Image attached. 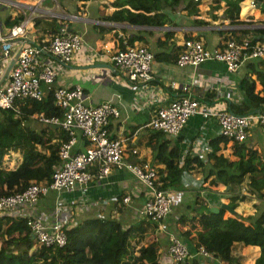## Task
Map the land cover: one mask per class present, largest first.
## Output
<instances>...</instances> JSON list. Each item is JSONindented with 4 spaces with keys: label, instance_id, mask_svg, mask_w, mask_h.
I'll list each match as a JSON object with an SVG mask.
<instances>
[{
    "label": "crops",
    "instance_id": "1",
    "mask_svg": "<svg viewBox=\"0 0 264 264\" xmlns=\"http://www.w3.org/2000/svg\"><path fill=\"white\" fill-rule=\"evenodd\" d=\"M11 1L13 3L1 5L0 23L7 31L12 26L27 20L25 27V39L27 43L37 45L42 41H46L56 34L58 29L63 25L67 26L69 31L75 32L81 36V47L75 52L70 62L61 63L51 54H43L39 59L50 61L56 70V77L51 89L80 85L83 89L85 104L95 106L107 102L119 109L120 116L118 118L109 119L108 129L110 136L117 138L126 137L128 139L126 143L124 142L123 146V160L128 163L138 165L147 164L150 167H155V169L161 167L166 162V153L163 150L161 154H158L160 151L158 149L159 145L161 143L166 145V151L171 147H178L182 154L185 146L183 143L184 139L193 137L199 130L200 125L204 122V119L198 115L191 117L178 135H169L161 132L160 134H162V136L159 137L155 135V132L158 133V131H154L147 127V123L154 115L152 107H145L139 112L133 109V102H135L133 89H131L130 84L125 78L118 75L114 63L111 60L110 55L118 48L119 39H123L125 42L129 40L130 37H135L137 40L134 42L133 46L142 45L152 51L154 55L152 65L153 83L166 89L167 96L164 104L183 95V86H189L190 94L198 97L202 102L207 103L209 101H215L216 104L228 110L232 104H247L246 97L240 89V83L245 77L247 78L248 76L250 77L251 74L253 75L255 68H257V70H264V57L251 58L243 61L239 69L232 74L226 71L224 64L214 61H207L196 67H178L175 63L176 54L179 53L183 40L188 37L201 40L204 47L207 49L216 47L227 38H236L238 36L251 39L252 44L263 42V0H254V8L250 5V2L253 0H249L248 5H244L246 6L244 10H242L244 1L241 2L239 14L241 24L237 26H231L228 20L222 19L223 25H213L212 27L200 26L192 22L193 14L188 15L185 12L188 16L187 19L178 21L172 16L165 28L132 26L125 23L110 21L107 15L115 9L112 6L113 0ZM218 11H214V13ZM220 15H222V9H220ZM220 18H222V16ZM235 28L238 29L235 30ZM215 30L219 34L218 38L208 33V31ZM241 30H248L249 32L241 34ZM229 31L232 32L231 35ZM166 32H170L171 35L165 36ZM16 49L17 44L13 47V50ZM9 62V60H4L2 62L3 67L5 68ZM193 76H196V82L190 85ZM6 79L7 77L4 81H6ZM172 82L173 84H171ZM203 83L206 84L202 86ZM207 84H209L208 87H206ZM49 89V87L41 84L43 95H46ZM260 89L261 86L256 81V91ZM227 96L230 98H227ZM23 102L22 105L27 107L30 106L29 99ZM257 106L258 105H253L250 111ZM19 107L22 111L21 106ZM60 110L61 117L62 109ZM27 120H30V118L25 117V122H22V124L27 125ZM29 122L31 123V121ZM208 125H210L208 129V138L209 141H211V139L218 136V125L215 119L211 120ZM43 126L45 127L44 129H46L49 142L61 140V137L55 138L56 134L49 131V129H58L56 125L47 126L39 124L36 127L42 129ZM254 127L259 130V134H261L263 138L264 133H262L261 128L259 126ZM76 139L77 141L73 152L83 151L85 149V140L79 133H76ZM158 143L159 145L157 146ZM241 143L251 147L254 151L252 166L246 170L247 173L245 172L246 175L242 177L241 183L243 180L245 181L247 191L256 196L254 198L256 201L255 204L259 206L260 212L263 213L258 215L259 210L256 211L255 208L252 212H246L244 215L246 217L243 216L242 219H238V221L226 225V227L230 229V231L226 233V236L234 242L229 253L232 257L237 259L238 263L233 264H254L255 258L259 255V247L243 246L241 242L235 241L239 236L246 234L248 227H253L255 230L264 228V198L250 189L247 178L248 174L254 171L264 173V146L257 143L256 140H253L250 134L246 141ZM232 144L233 143L228 141L225 146V149L228 145V149H230L231 146L230 161L237 159V156L234 155ZM10 155L12 157H19L16 154ZM10 155L5 156L4 161L6 158H12L9 157ZM18 159L19 158H17L16 161L12 160L9 164L3 163V168L9 172L17 171ZM204 161L205 166H210V163H212L206 156L204 157ZM188 174H193L196 178L195 183H197L200 182L205 173H199L197 169H194ZM234 180L236 179L232 178V181ZM241 183L238 184L239 188ZM210 184H214V186L212 185V187ZM216 184L218 183L207 182L204 186L208 185L210 191L219 192L221 189L218 188ZM188 187L189 189L183 187L181 190H168L172 194L173 205L166 220L158 225L150 224L149 232L145 234L144 239L138 242L133 238L135 241L132 243L133 246L130 249L137 251L141 245H147L155 241L158 243V254L161 263L170 264L167 254L169 235L171 233L179 235L180 231L188 229V227L182 229L177 228V219L185 213L188 214L190 212L188 207L190 206L201 211L208 208L204 200L201 205H196V196L200 195L204 189H196L191 185ZM146 192L144 186L129 171L125 168L115 167L108 176L100 181H90L89 184L81 190H65L59 192V197L62 198L64 203V208L60 214L61 221L66 229L91 217L117 219L123 221V223L129 224L144 217L142 210L146 200ZM248 192L244 194L238 191L236 194H231L232 196H245L244 200L236 202V208L240 206L242 209L244 201L246 200L251 202ZM186 193H189V196H187ZM124 196H130L129 203H123L122 199ZM56 197L57 193L49 191L38 201L35 207L36 212L45 214L48 217L54 216ZM229 200H232V197L224 200V202ZM256 218L259 220L256 221ZM241 221H245V223L242 224ZM174 230H176L177 233ZM194 236V233H192L190 240H192ZM182 238L184 239V237ZM235 244H238V249L241 248V251L234 248ZM191 254L195 257L193 258L198 264H206L204 263L203 257L200 256L197 251ZM247 255L248 258L245 259L244 257ZM207 264L225 263L216 256V258Z\"/></svg>",
    "mask_w": 264,
    "mask_h": 264
},
{
    "label": "built area",
    "instance_id": "2",
    "mask_svg": "<svg viewBox=\"0 0 264 264\" xmlns=\"http://www.w3.org/2000/svg\"><path fill=\"white\" fill-rule=\"evenodd\" d=\"M255 1L250 2L253 8ZM6 3L13 2L0 0V7ZM26 22L27 20L14 25L7 31L0 23V80L3 75L2 62L4 59L10 61L17 54L6 81L0 84V109L12 110L14 117L23 123L25 117H28L30 121L41 125H56L66 134L67 139L59 144V164L52 174L51 182L31 183L23 191L11 194L0 193V216L10 215L24 219L37 246L63 247L67 238L66 228L60 217L64 203L59 197V192L81 190L90 181H100L108 176L113 168L118 167L125 168L144 186L147 192L142 213L151 221L160 224L170 212L172 194L156 186L159 174L155 168L123 160V146L128 139L112 137L108 129L109 119L120 116L119 109L114 105L105 102L89 106L84 102L82 87L74 85L55 88L53 92L55 105L62 109L61 117L22 114L19 106L23 101L41 100L44 97L41 84L51 88L56 77V70L51 62L40 60L39 57L51 54L59 62L68 63L81 47V36L69 31L65 25L46 41L37 45L27 43ZM15 44L17 49L13 50ZM124 45L110 55L111 60L118 75L125 78L133 89V109L139 112L145 107H152L154 115L147 127L164 134L178 135L191 117L198 115L204 119L197 133L184 139L180 165L187 155L204 160L212 151L208 138V123L213 119L218 125V136L232 142L246 141L251 124L259 126L264 133V100L252 114H234L215 101L202 102L190 94L189 86H183V95L164 104L166 89L153 83V53L142 45L129 46L126 42ZM180 48L175 62L178 67H196L207 61H214L224 64L226 71L231 74L239 69L243 61L264 57V41L252 44L251 39L243 36L226 40L220 48L212 49L204 47L199 39L189 38L183 40ZM195 77L193 76L190 85L196 82ZM208 86L209 84L206 85ZM76 133L82 135L85 140V149L80 152H73L77 141ZM185 174L188 173L184 172V177ZM49 191L57 193L52 217L35 210L38 201ZM122 200L123 203H129L130 196H124ZM197 253L203 257L206 264L216 258V255L203 245ZM167 254L170 264L194 257L184 239L175 233L169 235Z\"/></svg>",
    "mask_w": 264,
    "mask_h": 264
},
{
    "label": "trees",
    "instance_id": "3",
    "mask_svg": "<svg viewBox=\"0 0 264 264\" xmlns=\"http://www.w3.org/2000/svg\"><path fill=\"white\" fill-rule=\"evenodd\" d=\"M183 1L113 0L112 6L115 9L107 17L115 23L165 28L171 19L170 14ZM243 1L223 0L224 8L221 5H216L212 6V9L213 11L222 9V20H228L229 25L237 26L241 24L239 14L240 4ZM198 4L199 2L187 0L182 11L188 15L193 14V10ZM247 32L249 31L241 30V34ZM231 34L232 32H230ZM168 35L171 33L166 32L165 36ZM136 40L135 37H130L125 42L126 45L131 46ZM124 46V40L119 39L118 48ZM217 46L221 47L222 45L220 43ZM177 55L178 53L176 57ZM256 81L261 86L258 91H256ZM240 89L246 97L247 104H232L230 109L235 114L247 113L253 105L256 106L263 101L261 96L264 93V70L255 68L249 79L245 77L242 80ZM54 90L50 88L41 100H30L29 107L21 105L22 114L28 116L42 113L46 117L60 116L61 110L54 103ZM29 121L27 120V125H24L14 117L12 110L0 109V193L20 192L31 183L49 184L52 174L58 166V148L60 142L67 139L66 134L60 127L56 130L49 129L56 134L55 138L61 137L60 141L49 142L45 127L39 129L36 127L39 124ZM155 135L162 136L160 132H155ZM227 143L228 140L222 136L211 139L212 151L207 156V159L212 161L210 166H205V161L199 157H190L189 155L180 165V149L171 147L166 151V145L158 143L157 146L159 145L158 149L160 150L158 154L164 150L166 162L156 169L159 174L156 186L174 191L181 190L183 187L189 189L182 183L184 172L190 173L194 169H197L199 173H205L198 182L202 185L210 182L230 186L232 178L240 183L246 170L252 166L254 151L244 143H234L232 148L237 159L230 161L222 153ZM10 154L19 156L17 171L9 172L3 168L5 156ZM263 176L264 173L254 171L249 173L247 178L250 189L264 198ZM202 188L209 190L207 186L199 187V189ZM244 199V195H233L230 206L235 209L236 202ZM202 202L203 199L197 195L196 205H201ZM188 209L190 212L181 215L176 221V226L179 229L188 227L187 230L180 231L179 235L184 237L189 251L196 252L203 245L223 263H238L237 259L229 253L234 242L226 236L222 229L226 211L220 209L218 212H212L209 208L201 211L192 206ZM150 224L157 225L147 217H141L129 224L117 219L91 217L65 230L67 241L63 247H44L34 243L24 219L1 215L0 264H162L158 254V243L155 241L141 245L134 253L130 251L133 238L141 242L145 234L149 232ZM192 233L195 236L190 240ZM237 241L241 242L243 246H258L259 255L255 258L254 264H264V228L255 230L253 227H248L246 234L239 236ZM21 244L24 245L26 251L22 249ZM194 258H187L173 264H198Z\"/></svg>",
    "mask_w": 264,
    "mask_h": 264
},
{
    "label": "rangeland",
    "instance_id": "4",
    "mask_svg": "<svg viewBox=\"0 0 264 264\" xmlns=\"http://www.w3.org/2000/svg\"><path fill=\"white\" fill-rule=\"evenodd\" d=\"M185 1H187V0H184L182 3H180V5L175 9V11H173L172 14H170L171 17L172 16H173V18L175 17V20L181 21L183 19H187L188 16L185 14V12L182 11V7H183ZM198 2H199L198 6H196L194 8V10H193L192 22L194 24L196 23L197 25H200V26H209V27H212L213 25L219 26V25H223L224 24L223 21L221 20L222 18H220L222 16V15H220V10L217 13H214V11L212 9V6H216V5H221L224 8L225 5H224L223 0H199ZM248 2H249V0H244V2L242 4V8H243L242 10H244L246 8V6H244V5H248ZM201 22H204L205 24H199ZM208 33L210 35L215 36L216 38L219 37V34H218V32L216 30L215 31H208ZM1 66L3 67V64ZM4 69L5 68L3 67L2 71H4ZM254 126L255 125H252V124L250 125L249 134L251 135L253 140H256L257 143H260L262 146H264V141H263L262 135L259 134V130H257V128L254 127ZM180 147H182V146H180ZM228 147H229V145L226 147V149L222 153H223V155L225 157H228V159H230L231 146H230V149H228ZM9 157H12V156L10 155ZM17 158H18L17 156H14L12 158H6V160L3 163H8L9 164V163H11L12 160L16 161ZM193 174H195V173H193ZM193 174L192 175L185 174V177H184L182 183L184 185H186V186L191 185V186H193L196 189H199L200 186L203 187L202 184H200L198 182L195 183L196 178L193 176ZM206 183L204 185H206ZM240 183H238V180H235L234 182L231 181L230 186H228L229 189H228L227 192L230 193V194H236V193H238V191H239V193H244V194L247 193L248 191L246 189L245 181L243 180V182L241 183V186L239 188L238 184H240ZM212 185L214 186V184H210V186H212ZM216 185H217L218 188L221 189L219 192H225L224 190H225V187H227V186H224V185L219 184V183L216 184ZM207 187H208V185H207ZM248 194H249V197L251 198L250 199L251 202H248V200L244 201V206H242L243 207L242 209H241L240 206H238V208L234 209L235 210L234 214H230L229 212L226 211V213L224 215L223 226H222V229H223L225 234L230 231V229L226 227L227 224H229V223L232 224L234 221H238V219H242V217L245 215L246 212H252V210L254 208H255L256 211L259 210V206L255 204L256 201H255L254 198L256 196L253 193H251V192H248ZM186 195L189 196V193H186ZM226 202L228 203V205H230V202H232V200H229V201H226ZM260 211L261 210H259V214L258 215H261L263 213V212L261 213ZM244 217H246V216H244ZM165 220H166V218H165ZM258 220L259 219L256 218V221H258ZM244 223H245V221L242 222V224H244ZM174 231L176 232V230H174ZM134 241L135 240H133L132 243H134ZM235 242H237V240ZM21 246H22V249L24 251H26V248L24 247V245L21 244ZM234 248H236L237 250L241 251V248L238 249V244H235ZM130 251H131V253H134V251L136 252V250H134V249H130ZM244 258L247 259L248 255L245 256Z\"/></svg>",
    "mask_w": 264,
    "mask_h": 264
},
{
    "label": "water",
    "instance_id": "5",
    "mask_svg": "<svg viewBox=\"0 0 264 264\" xmlns=\"http://www.w3.org/2000/svg\"><path fill=\"white\" fill-rule=\"evenodd\" d=\"M17 57V54L13 57V59L10 60L9 64L5 67L3 71L2 78L0 80V84L4 81V79L8 76L9 71ZM247 79H249L247 77ZM230 113H233L231 109H229ZM228 187L225 188V192H213L210 190H203L200 193V197L206 202L208 208L212 212H218L220 209H223L230 214H234L235 210L230 205H228L227 202H224V200L229 199L232 197L231 194L227 193ZM33 239V237H32Z\"/></svg>",
    "mask_w": 264,
    "mask_h": 264
},
{
    "label": "clouds",
    "instance_id": "6",
    "mask_svg": "<svg viewBox=\"0 0 264 264\" xmlns=\"http://www.w3.org/2000/svg\"><path fill=\"white\" fill-rule=\"evenodd\" d=\"M194 1V0H193ZM199 1V0H198ZM198 1H195V2H198ZM236 29H238V28H235V30ZM239 37V36H238ZM238 37H236V38H238ZM190 37H188V38H186V39H189ZM229 39H232V38H229ZM229 39H226V40H229ZM185 40V39H184ZM226 40H224V41H226ZM223 41V42H224ZM222 42V43H223ZM222 43H221V45H222ZM216 47H218V46H216ZM220 48V47H219ZM151 51V50H150ZM152 52V51H151ZM177 58V57H176ZM262 99L264 100V93L262 94ZM263 102V101H262ZM262 102H260V103H258V106L255 108V109H253V110H251V111H249V112H247V113H254V112H256V110H257V108H259V106H260V104L262 103ZM228 110V109H227ZM229 111V110H228ZM235 114V113H234ZM244 114H246V113H244ZM21 121V120H20ZM22 122V121H21ZM228 140V139H227ZM228 141H230V140H228ZM231 143H233L234 144V142H232V141H230ZM204 184L205 183H203V186H204ZM171 210V209H170ZM168 216V215H167ZM145 217V216H144ZM167 218V217H166ZM165 219H163V221H164ZM157 225H158V223H157ZM32 237V236H31Z\"/></svg>",
    "mask_w": 264,
    "mask_h": 264
}]
</instances>
